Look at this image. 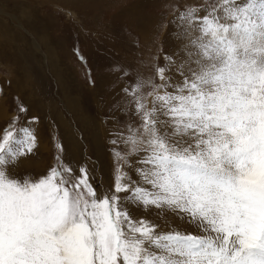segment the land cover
Instances as JSON below:
<instances>
[{
	"label": "snow or ice",
	"instance_id": "obj_1",
	"mask_svg": "<svg viewBox=\"0 0 264 264\" xmlns=\"http://www.w3.org/2000/svg\"><path fill=\"white\" fill-rule=\"evenodd\" d=\"M173 11L164 66L149 77L114 69L137 73L112 110L127 117L131 105L141 121L126 124L135 163L114 150L138 180L121 168L98 196L87 169L73 179L58 154L47 175L21 182L7 168L37 136L30 123L15 129L18 116L4 130L0 264H264V0ZM128 206L167 208L203 234L158 232Z\"/></svg>",
	"mask_w": 264,
	"mask_h": 264
},
{
	"label": "rangeland",
	"instance_id": "obj_2",
	"mask_svg": "<svg viewBox=\"0 0 264 264\" xmlns=\"http://www.w3.org/2000/svg\"><path fill=\"white\" fill-rule=\"evenodd\" d=\"M216 2L0 0V141L17 116L15 129L30 123L37 136L33 153L8 166L11 177L21 182L43 177L59 154L74 169L73 179L80 167L87 169L98 196L114 192V177L121 168L138 180L114 150L135 163L137 156L124 143L126 124L131 120L135 127L141 121L131 114V105L127 117L112 110L117 102L124 107L130 99L122 89L136 82L137 73L126 76L114 69L133 68L144 77L153 76L174 48L169 35L177 15L173 5L183 10ZM24 10L31 15L25 16ZM21 105L26 112H20ZM128 207L134 220L143 218L157 225L158 232L203 234L187 217L181 219L167 208Z\"/></svg>",
	"mask_w": 264,
	"mask_h": 264
},
{
	"label": "bare ground",
	"instance_id": "obj_3",
	"mask_svg": "<svg viewBox=\"0 0 264 264\" xmlns=\"http://www.w3.org/2000/svg\"><path fill=\"white\" fill-rule=\"evenodd\" d=\"M24 13H25V16L27 15L28 17L31 15L30 12H27V11H25V10H24ZM36 46H37L38 49H40L39 44H36ZM41 50H42V49H41Z\"/></svg>",
	"mask_w": 264,
	"mask_h": 264
}]
</instances>
